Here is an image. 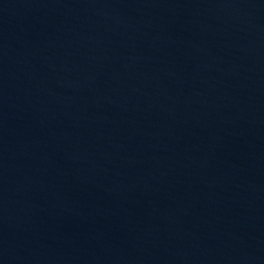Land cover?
I'll return each mask as SVG.
<instances>
[{"label":"water","instance_id":"water-1","mask_svg":"<svg viewBox=\"0 0 264 264\" xmlns=\"http://www.w3.org/2000/svg\"><path fill=\"white\" fill-rule=\"evenodd\" d=\"M0 264H264V0H0Z\"/></svg>","mask_w":264,"mask_h":264}]
</instances>
